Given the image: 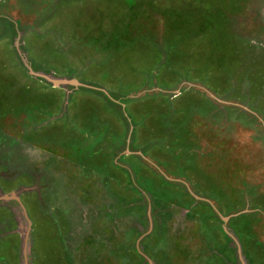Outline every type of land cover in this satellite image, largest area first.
Instances as JSON below:
<instances>
[{
  "label": "rangeland",
  "instance_id": "1",
  "mask_svg": "<svg viewBox=\"0 0 264 264\" xmlns=\"http://www.w3.org/2000/svg\"><path fill=\"white\" fill-rule=\"evenodd\" d=\"M0 264H264V0H0Z\"/></svg>",
  "mask_w": 264,
  "mask_h": 264
},
{
  "label": "water",
  "instance_id": "2",
  "mask_svg": "<svg viewBox=\"0 0 264 264\" xmlns=\"http://www.w3.org/2000/svg\"><path fill=\"white\" fill-rule=\"evenodd\" d=\"M2 199H5V197H2ZM222 221L224 222V221H225V219H222Z\"/></svg>",
  "mask_w": 264,
  "mask_h": 264
}]
</instances>
